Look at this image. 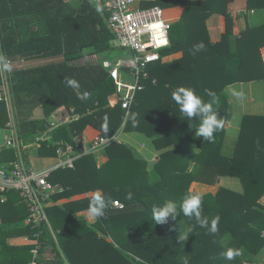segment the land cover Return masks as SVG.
Instances as JSON below:
<instances>
[{"label": "trees", "instance_id": "obj_1", "mask_svg": "<svg viewBox=\"0 0 264 264\" xmlns=\"http://www.w3.org/2000/svg\"><path fill=\"white\" fill-rule=\"evenodd\" d=\"M79 4L75 6L66 0H0V53L13 66L12 72L0 73V87L7 86L8 93L0 92V130L9 129L8 124L12 123L25 143L35 142L48 133L50 118L63 123L73 109L81 119L57 127L52 133L55 141L66 140L78 149L75 138L87 126L105 138L123 127L125 111L121 106L107 108L116 87L103 62L118 58L124 51L111 46L114 35L108 28L105 9L97 13L92 0H81ZM155 5L166 9L184 7L171 31L172 47L162 52L163 56L182 53L183 57L150 66V79L138 94L124 129L145 134L153 139L158 151L165 152L150 170L148 161L131 146L113 143L106 149L109 161L100 169L93 155H89L78 160L75 169L55 171L50 178L52 183L64 188L76 183L73 188L79 187L82 193L101 190L111 201L96 227L112 241L64 213H48L58 244L50 230L42 227L38 229L43 230L42 247H51L56 259H65L69 264H184L183 259L188 261L186 264H261L264 116H244L233 147L228 145L224 124L208 142L196 136L198 118L183 116L171 91L180 86L191 87L204 102L213 99L208 92L214 93L213 109L227 122L233 108L225 89L234 84L264 81V18L259 25L254 21L241 30L238 16L229 11L227 0L148 3ZM247 10L264 13V0H247ZM213 15L224 18V30L216 43L211 42L207 27ZM200 42L205 48L193 55V45ZM91 56H97L99 63L73 65ZM23 61L43 64L18 68ZM65 78L76 79L80 89L66 86ZM85 91L91 96L78 98ZM37 109L43 110L42 120L32 119ZM45 146L44 153L56 158L58 146ZM8 151L13 153L11 161L15 159V151L6 150L0 153V163L10 161ZM192 163L194 169L190 171ZM221 177L239 180L242 192L222 187L215 196H202V216L209 221L220 217L218 232L210 234L197 225L195 218L185 217L179 211V202L193 183L214 186ZM54 197L53 200L57 198ZM168 200L178 204V216L155 224L153 207ZM115 201L125 208H113ZM29 215L17 192L0 194V264L33 261L32 247L10 244L12 239L34 238L38 230L26 223ZM146 224H153L154 228L145 236L131 230ZM189 226L193 232L188 240L179 241L178 237ZM229 248L240 253L231 261L222 255Z\"/></svg>", "mask_w": 264, "mask_h": 264}, {"label": "built area", "instance_id": "obj_2", "mask_svg": "<svg viewBox=\"0 0 264 264\" xmlns=\"http://www.w3.org/2000/svg\"><path fill=\"white\" fill-rule=\"evenodd\" d=\"M92 1L94 4H100L108 13V28L114 35L112 47L124 51V54L118 58L103 62V68L109 72L110 79L116 87L114 94L109 97L107 108L115 109L121 106L125 111L122 127L124 130L138 94L145 89L143 82L149 78L150 66L158 62H165L168 59L162 55V52L172 47L171 31L173 24L167 20L166 10L163 7L158 5L143 7L152 0ZM93 57L92 63L98 64L97 56ZM137 58L139 59L137 60ZM86 59L88 60V58ZM75 62L73 64L76 66H86V64L82 65ZM128 78H131L133 82L128 81ZM2 91L3 93L6 92L7 86L0 87V92ZM90 96L91 94L87 98ZM1 98L0 94V100ZM6 99L8 100V97ZM98 105L99 103H96V106ZM80 118V114L72 111V115L67 121H78ZM8 127L13 131L16 130L12 123H9ZM45 140H51V138L46 136L37 138L38 143ZM119 140L118 133L110 138L100 135L91 141L90 149L83 148L78 153H76L73 145L60 143L57 145L56 165L42 171L29 168L19 155L16 161L0 166V194L17 192L30 213L26 223L36 230L46 227L58 244L49 220L48 208L54 195L61 192L62 187L50 181L52 174L59 169H74L75 161L79 156L102 151L113 143L119 142ZM9 146L16 147L18 151L21 150L20 146L13 141L9 142ZM2 201L5 202V199ZM113 208L123 210L125 206L123 203L115 201ZM42 234L43 230H38L33 239L26 238L32 247L31 252L34 256L30 264H45L41 260L43 258L41 256L43 244L40 240ZM262 259L261 264H264V253Z\"/></svg>", "mask_w": 264, "mask_h": 264}, {"label": "crops", "instance_id": "obj_3", "mask_svg": "<svg viewBox=\"0 0 264 264\" xmlns=\"http://www.w3.org/2000/svg\"><path fill=\"white\" fill-rule=\"evenodd\" d=\"M80 1L81 0H66V2H69L70 4H73L75 6H79ZM153 1H155V0H152L151 2H153ZM195 1H203V0H195ZM227 3H228L229 11L233 15L238 16L237 25H238V27H240L241 30H244L248 23L252 24V22L255 21L256 22L255 25H259L261 22H263L262 19L264 18V13L263 12L258 13L257 11H254V10L248 11L247 10V0H227ZM164 9L166 10L167 20H169L174 26V24L180 20L182 13H183V10H184V7L178 6L175 8H169V9L164 8ZM207 27H208L211 42L212 43L218 42L220 40L221 35L223 33V30H224V18L220 15H213L212 17H210L208 19ZM35 29L37 30V28H35ZM111 46H112V42H111ZM261 53H262V58L264 61V48L261 50ZM91 57H93V56H91ZM164 57H168V59L165 62H161V63H171L175 60L181 59L183 57V54L180 53V54H174L172 56H164ZM86 58H90V57H86ZM86 58H83V59H86ZM39 64H42V63H39V62L38 63H27L26 61H23L22 63H20L17 66H18V68L23 69V68H26L27 66H32V65L39 66ZM149 79H150V74H149V78L144 80V82H143L145 87H146L145 81H147ZM154 84H156V81H154ZM247 89L249 90L248 93L246 91ZM255 89H258L260 91L262 90L264 92V81L234 84V85L228 86L225 89V92L230 99V104L233 108V111H232L231 116H229V117L227 116L228 119H227L226 126L224 128L225 129L224 134H226L228 145H230L232 147H233V143L239 137V133L241 130V125H239V123L237 122V119L234 118L236 115H238L237 117H240V119H241L240 124H242L243 118L246 115L264 116V112H260V111H264V100H263L264 95L257 96L258 92H256ZM234 92H242L243 97L241 99H238L236 96L233 95ZM257 103H258V105H257ZM259 105L262 107H259ZM255 109H257V112H253ZM260 109H262V110H260ZM72 111H74V109ZM37 112H38V114H37ZM35 114L36 115L34 116V120H42L45 117L42 109H38V111H36ZM70 117H68V118H70ZM67 119L63 123H58L54 118H50L49 124L51 125V129L48 133H46L43 136L53 138L52 133H53V131H55V129L57 127L62 126V125H66V124H71L73 122H77V121L69 122V121H67ZM53 124H55V126H53ZM6 131L9 132V136H8V138L5 139V145L0 147V153L3 151H6V150H13V152L15 151L14 152L15 159L13 161H11L10 158L13 157V153H10V151H8V153H6V155L9 156L10 161H3L0 163V166L16 161L19 158V155H21L25 164L31 169H33V168L30 166L29 163L36 164V166H37V163L40 161L38 159H44L46 161H50L49 165H50V167H52V166L56 165V163H57V160H56L57 156L55 158L53 156H49V155L45 154L43 151L44 150L43 145L44 144L46 145L45 149L50 148L51 146L57 147V145L60 143H67L71 146L73 145L66 140L55 141V139L45 140V141H41L39 143L37 142V140L35 142L25 143L24 140H22L18 137V131H16V130L13 131L12 129H6ZM117 133L120 137V140L117 143L118 144H127V145L131 146L133 149H135L141 157H143L144 159H146L148 161L150 170H152L153 166L159 161L160 155L165 152L164 150L163 151L157 150L156 152H153L152 155L155 158V159L153 158V160L150 159L148 156L144 157L143 156V153H144L143 150L147 148L146 144L140 143L137 146L138 140L134 139L133 136L134 135H141V136L147 137L145 134H142L139 132L125 133V134H128L129 136H132L131 141L133 144H130L129 142L121 140V135L123 133V130H122V132L119 131ZM98 136H100V132L98 130L94 129L91 126H87L85 128V130H83L82 133L79 134L75 138L76 139L75 142L77 143L76 147L78 148V149L75 148L76 153L80 152V150L83 148L90 149L91 141ZM148 139H150L151 142L153 141L152 138H148ZM10 141H13L15 144L17 143L20 146L21 150L18 151L16 149V147L9 146ZM227 148L229 149V147H227ZM106 149L107 148H105L104 150L99 151V152H90L89 154H87L85 156H79V158L75 161V166H76L77 161L80 160L81 158L87 157L89 155L90 156L93 155V157L96 161L97 168L98 169L102 168L109 161V158H108L107 153H106ZM29 158L31 159L30 161H29ZM193 169H194V163L191 164L190 171H192ZM63 170H67V169L65 168ZM238 182H239V180H237L235 178L221 177V178H219L218 183L214 186L213 185H207V184H204L201 182H195L191 185L190 191L199 192L202 196H206V195L215 196L217 194V192L219 191V189L223 187V188H228L230 190L241 193L242 192V186L240 188L237 187ZM74 184H76V183H73L72 186L67 187V188L62 187V185L59 183L56 184V185H60L62 187V191L55 194L56 195L55 197H57V198L51 202V204L48 208L49 216L52 213H64L65 216L69 217L70 219L76 220V221L86 225L87 227L95 230L101 238L106 239V241H108V242H111L112 240L110 238H108L107 236H105L104 234H102L99 231V229L96 227L97 226L96 223L98 221V218H96V219L92 218L88 212L89 203H90L93 195L97 191H99L101 194L103 192L101 190H95V191L91 190L89 192H86V193L83 192L82 193L81 189L79 187L75 186V188H73ZM240 184L241 183L239 182V185ZM57 195H60V196H57ZM262 202H263V200H262ZM153 228H154L153 224H146V225H143L139 228L138 227L132 228L131 230L134 232L141 233L142 235L145 236L148 233H150L153 230ZM10 244L13 247H23V246H27V247L30 246L31 247V245L26 240V237L25 238L12 239V240H10ZM51 249L52 248L49 246H46L45 248H43V253L41 254V256H43V258H41V260H43L45 264H69L65 259H56V256L53 255V253L51 252ZM263 253H264V250L261 253L262 257H263ZM182 262L184 264H186L188 261H186V259H183Z\"/></svg>", "mask_w": 264, "mask_h": 264}, {"label": "clouds", "instance_id": "obj_4", "mask_svg": "<svg viewBox=\"0 0 264 264\" xmlns=\"http://www.w3.org/2000/svg\"><path fill=\"white\" fill-rule=\"evenodd\" d=\"M94 7L97 13L103 10L102 6L98 3L95 4ZM204 48L205 45L203 42L195 44L193 45L192 54L195 55ZM138 59L139 58H137V60ZM12 71L13 68L11 61L5 54L0 53V73H10ZM64 83L73 90L80 89V84L76 79L65 78ZM89 95L90 94L85 91L80 93L78 98L86 99ZM208 95L213 98L211 102H204L202 98L196 94L195 89L191 87L180 86L171 91V98L179 107L181 114L188 119H192L193 117L198 118L199 125L195 130L196 136H202L205 141L211 142L213 140L214 133L223 127L224 121L213 109V103L216 102L215 94L208 92ZM233 95L238 99L243 97L242 92H234ZM133 119L135 120L136 117L133 116ZM105 121H107V117H105ZM104 128L106 130V123ZM128 198H131V193H129ZM202 201L203 197L199 192L189 191L179 202V211H182L185 217L195 218L197 225L201 228H205L210 234H216L219 230L218 224L220 217L215 216L210 221L207 217H203L201 214ZM110 204L111 201L106 199L99 191H97L89 203V215L94 219L103 217ZM152 213L155 224H164L167 222L169 217L176 219L179 214L178 204L172 200L165 201L162 205L154 206ZM192 232L193 227L189 226L185 228L183 234L178 237V240H188L189 234ZM239 254L238 250L232 248H229L222 253L223 257L229 261L233 260Z\"/></svg>", "mask_w": 264, "mask_h": 264}, {"label": "rangeland", "instance_id": "obj_5", "mask_svg": "<svg viewBox=\"0 0 264 264\" xmlns=\"http://www.w3.org/2000/svg\"><path fill=\"white\" fill-rule=\"evenodd\" d=\"M143 7H148V5L146 6V5H143ZM89 60V61H88ZM88 60L87 59H81V60H78V61H76L75 63H77V64H82V65H90L91 63H92V61H94V57H90V58H88ZM42 64H43V62H41ZM92 64H94V62L92 63ZM74 65V64H73ZM12 68H13V66H12ZM128 81H130V82H133L132 80H131V78H128ZM256 90V92H258L257 93V96H262V95H264V92L261 90H258V89H255ZM247 91V93H248V89L246 90ZM263 100H264V98H263ZM257 105H258V103H257ZM259 107H262V106H260L259 105ZM260 110H262V109H260ZM36 111H38V109L36 110ZM36 111H35V113H36ZM251 112V111H250ZM253 112H257V109H255ZM260 112H264V111H260ZM34 113V115H33V120H34V116L36 115ZM240 113V112H239ZM37 114H38V112H37ZM238 115H236L234 118H236L237 119V122L239 123V125H241L240 123H241V119H240V117H237ZM226 123L227 122H224V128H225V126H226ZM224 131H225V129H224ZM120 132H122V130H120ZM125 133H132V132H127V131H125V129L123 130V133H122V135H121V140L122 141H126V142H129L130 144H133L132 143V141H131V138H132V136H129L128 134H125ZM8 136H9V132L8 131H6V130H0V147H2V146H4L5 145V139L6 138H8ZM134 137V139H137L138 140V144H137V146L141 143H144V144H146V146H147V148L146 149H144L143 150V156L144 157H149L150 159H152L153 160V158H154V156L152 155V153L153 152H156L157 151V148H156V146H154V143H153V141L151 142V140L150 139H148V138H150V137H144V136H141V135H134L133 136ZM52 139H54V138H52L51 137V140ZM28 158V157H27ZM33 158V157H32ZM155 159V158H154ZM31 159L29 158V161H30ZM38 160H40L38 163H37V166H36V164H31V163H29L30 164V166L34 169V170H37V171H42V170H45V169H47V168H49L50 167V161H46V160H44V159H38ZM151 166V165H150ZM237 187H241V184L239 185V182H238V184H237Z\"/></svg>", "mask_w": 264, "mask_h": 264}]
</instances>
